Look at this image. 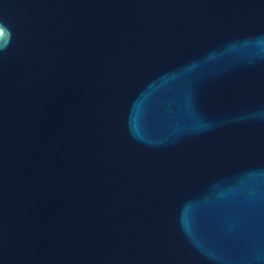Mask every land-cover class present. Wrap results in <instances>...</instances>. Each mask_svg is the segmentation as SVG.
<instances>
[{
	"label": "water",
	"instance_id": "95a60500",
	"mask_svg": "<svg viewBox=\"0 0 264 264\" xmlns=\"http://www.w3.org/2000/svg\"><path fill=\"white\" fill-rule=\"evenodd\" d=\"M0 264H264V0H0Z\"/></svg>",
	"mask_w": 264,
	"mask_h": 264
}]
</instances>
